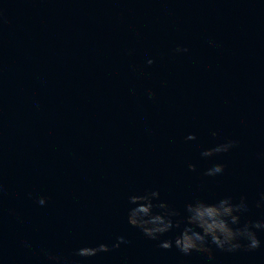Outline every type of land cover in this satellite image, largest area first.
Wrapping results in <instances>:
<instances>
[{
  "label": "water",
  "instance_id": "obj_1",
  "mask_svg": "<svg viewBox=\"0 0 264 264\" xmlns=\"http://www.w3.org/2000/svg\"><path fill=\"white\" fill-rule=\"evenodd\" d=\"M150 189L264 216V0H0V264H264V233L211 261L159 248L125 217Z\"/></svg>",
  "mask_w": 264,
  "mask_h": 264
},
{
  "label": "clouds",
  "instance_id": "obj_2",
  "mask_svg": "<svg viewBox=\"0 0 264 264\" xmlns=\"http://www.w3.org/2000/svg\"><path fill=\"white\" fill-rule=\"evenodd\" d=\"M187 48L177 47L176 52H187ZM153 61L148 60L151 64ZM151 95V93H150ZM212 136L217 133L213 131ZM195 133H189L186 141H195ZM235 141L228 140L223 143L203 149L202 158H212L221 153H227ZM190 171L196 170L195 164H189ZM225 170L223 163H212L203 175L214 177ZM46 199L39 198L38 203L44 205ZM257 208H264V193L256 201ZM249 211L246 197L241 196L238 202L232 196H224L214 201L194 198L184 204L183 213L172 207L161 198L158 189L145 190L142 193L128 196V206L125 211L128 225L138 229L149 240L158 241L161 249L175 248L183 255L193 252L206 254L211 261L214 251L235 252L241 248L248 251L256 250L262 246L258 233H264V216L257 219L244 218ZM173 233L171 238H165ZM128 241L124 235H117L111 248H119ZM110 251L107 243L84 245L76 249L75 255L89 258L100 253ZM50 260L59 261L58 256L46 253Z\"/></svg>",
  "mask_w": 264,
  "mask_h": 264
}]
</instances>
